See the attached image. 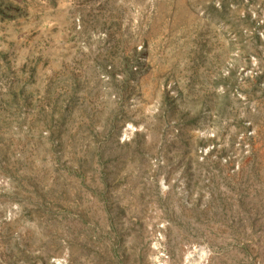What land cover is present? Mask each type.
I'll list each match as a JSON object with an SVG mask.
<instances>
[{"label":"rangeland","instance_id":"rangeland-1","mask_svg":"<svg viewBox=\"0 0 264 264\" xmlns=\"http://www.w3.org/2000/svg\"><path fill=\"white\" fill-rule=\"evenodd\" d=\"M0 264H264V0H0Z\"/></svg>","mask_w":264,"mask_h":264}]
</instances>
